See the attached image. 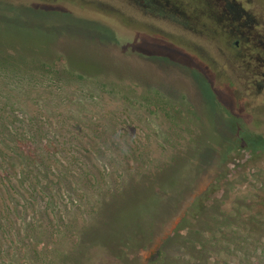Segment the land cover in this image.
Segmentation results:
<instances>
[{
  "label": "rangeland",
  "instance_id": "obj_1",
  "mask_svg": "<svg viewBox=\"0 0 264 264\" xmlns=\"http://www.w3.org/2000/svg\"><path fill=\"white\" fill-rule=\"evenodd\" d=\"M88 1L0 0V23L4 22L0 42L37 50L34 46L57 37L47 31L51 29L71 44L65 52L71 63L107 74H76L64 60L29 63L25 57L0 55L5 122L26 130L22 122L27 123L30 115H45L40 124L46 132L35 146L52 150L51 162L69 171L64 185L78 196L74 200L79 199L71 203L66 196L60 211L44 209L40 217L39 210L35 214L40 205L29 207L22 195L12 194L8 207L17 229L25 223L24 215L52 221L48 238L43 235L37 242L52 239L53 248L60 244L62 250L71 238L89 236L108 223L116 208L137 202L141 182L147 178L158 184L171 179L184 188L170 196L156 189L168 206L160 213L152 241L139 250L137 264H147L157 249L174 258V264H264V227L262 235L240 243L243 250L234 235L199 255L192 252L193 244L185 246L187 241L208 239L216 227L242 234L252 218L264 222V154L237 149L231 136L236 125L264 137V124L237 108L232 91L226 94L222 86L217 88L221 84L214 64L193 46V39L178 36L170 41L125 20L126 15L122 23L111 17L102 8L107 0ZM34 26L46 31L40 33ZM2 91H12L8 100L9 92ZM74 152L80 154L72 163ZM199 199L207 208L203 222L197 223L194 240L191 236L180 244L173 237L175 229L193 224L192 204ZM188 231L186 227L184 235ZM35 240L24 231L13 234L0 250V264H17L10 262L12 255L20 263L33 264L29 249ZM92 253L95 264H121L97 248ZM63 258L52 257L47 264H61Z\"/></svg>",
  "mask_w": 264,
  "mask_h": 264
},
{
  "label": "trees",
  "instance_id": "obj_2",
  "mask_svg": "<svg viewBox=\"0 0 264 264\" xmlns=\"http://www.w3.org/2000/svg\"><path fill=\"white\" fill-rule=\"evenodd\" d=\"M1 21V20H0ZM4 22H1L2 25ZM32 28H37L34 26ZM46 31V29H39ZM51 31L50 34H57L56 38L50 39L45 43H41L35 48L37 50H26V45L16 44L12 42H0V55L14 56L17 60L21 57L28 59L29 63H46L53 64L59 60H64L66 67L72 72L80 75H107L101 71H87L83 68L75 66L68 60L66 51L71 47L69 42L59 39L60 33L54 30L47 29ZM42 49H39V47ZM104 56V55H102ZM102 58V57H101ZM100 58V59H101ZM102 59L107 62L106 57ZM104 63V62H103ZM115 69V67H113ZM116 73H120L115 69ZM114 72V73H115ZM28 91V90H26ZM26 91H23L24 94ZM9 92L5 97H10V92L12 91H2ZM13 106V104L11 105ZM45 115L35 114L29 116L27 123L22 122L26 125L27 129L22 130V127L16 126L15 122L7 121L3 118V109L0 108V238L4 236L2 241H0V250L6 245L4 241L8 238H12L13 234H19L22 231L26 232V235L30 240L36 238L32 247L33 250L29 249L31 262L33 264H47V261L52 262V257L55 259L64 258L60 261L61 264H95L92 261L93 249L97 248L104 255L115 259L121 264H130L134 262L137 264L139 259V250H141L144 245L152 241V236L156 229L157 224H159L160 213L164 212L165 206H168L167 198H161L156 194V189H161L166 192V195L170 196L174 191L179 192L184 188L183 185H178L179 181L166 180L163 184L154 183V180L146 179L141 182V187L139 191V199L133 202H128L124 207L116 208L114 216L105 224H100L97 226L92 234L89 236H84L82 234L78 235V239L75 241L71 238L66 244H62V250L59 248L60 244L54 247L53 240L50 241H38L39 238L46 233L50 232L49 229L52 227V221L45 223L42 217V211L48 210L52 212L60 211V206L63 205V198L66 196L70 199V202L76 203L79 199L75 196L72 189L64 185L65 179H68V170H61L62 166H55L52 161V150H43V148H38L35 145H39V140L45 131V128L40 124L42 117ZM41 118V119H40ZM10 119V118H9ZM46 132V131H45ZM19 139L21 142H19ZM29 140V143L22 144L23 140ZM24 145V149H22ZM40 146V145H39ZM40 149V150H39ZM245 150L251 151L253 154L258 153L259 150L261 154L264 153V144L258 145L252 148H244ZM80 153L74 152V162H77V155ZM18 166V167H17ZM184 171V169H183ZM84 177L81 178V180ZM55 180V181H53ZM86 183L91 182L88 177L83 179ZM65 186L66 189L63 188ZM69 189V190H68ZM12 194L16 196L22 195L29 207H35V205L41 208L35 210L38 212V218H28L24 215L21 220L25 221L24 224L16 227V223L12 220L13 211L8 207ZM76 207V205H73ZM25 208H28L27 206ZM193 211L190 213V218L193 220L191 225H178L175 229L174 236L176 242L184 244V239H190L194 233H196L197 225L199 221L203 222V211L207 208L203 205V202L196 200L192 204ZM4 212V213H3ZM6 215V216H5ZM37 215V214H36ZM185 221V219H184ZM206 222V221H205ZM57 225L53 224V227ZM59 226V224H58ZM189 228L190 231L186 232L184 235L183 230ZM264 227V222L259 218H252L247 224V228L244 233H237V231L228 229H221V227H216V230L212 231V234L208 236V239L201 240L202 242L195 239V242H186V245H192V252L199 255V253H204V248H211L212 246L219 245L220 243L227 242L224 241L228 236H233L235 242L237 243L238 249H242L240 243L252 240L253 237H258L262 235V228ZM230 230V231H229ZM49 235V234H48ZM48 235L44 238H48ZM183 241H182V240ZM42 240V239H41ZM181 240V241H180ZM191 241V240H190ZM205 241H207L205 243ZM45 244V246L43 245ZM51 245V246H50ZM195 249V250H194ZM194 250V251H193ZM48 251H53L52 253ZM191 251V249L189 250ZM160 252V253H159ZM193 253V254H194ZM9 252L6 251L7 258L9 257ZM17 257V255H16ZM15 255L10 256V262L20 263V259L16 258ZM162 257V258H161ZM176 260L171 257L163 255L161 249H157V252L151 256L147 264H174ZM186 263H189L188 261Z\"/></svg>",
  "mask_w": 264,
  "mask_h": 264
},
{
  "label": "flooded vegetation",
  "instance_id": "obj_3",
  "mask_svg": "<svg viewBox=\"0 0 264 264\" xmlns=\"http://www.w3.org/2000/svg\"><path fill=\"white\" fill-rule=\"evenodd\" d=\"M44 1L67 3L74 0ZM107 1L108 5L102 8L121 23L126 15L125 20L137 27L146 26L170 41L178 36L193 39V46L214 64L217 82L221 84L217 88L222 86L226 94L232 91L237 108H242L244 114L258 117V125L264 124V1ZM208 111L213 116L211 110ZM231 128L237 149H254L264 144L263 135L240 131L236 125Z\"/></svg>",
  "mask_w": 264,
  "mask_h": 264
}]
</instances>
